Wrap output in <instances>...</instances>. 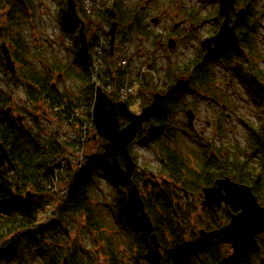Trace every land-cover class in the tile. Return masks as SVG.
<instances>
[{"label":"flooded vegetation","instance_id":"flooded-vegetation-1","mask_svg":"<svg viewBox=\"0 0 264 264\" xmlns=\"http://www.w3.org/2000/svg\"><path fill=\"white\" fill-rule=\"evenodd\" d=\"M225 1L230 0H0V154L6 151L13 163L0 159L4 178L16 168L22 138L23 149L56 136L67 153H86L92 144L97 157H103L106 140L91 112L94 87L128 84L132 92L125 104L134 115H141L156 96L164 99L129 144L137 165L132 180L144 202L152 199L156 206L166 195L169 204L197 205L191 194L203 201L205 189L230 179L250 187L264 206V74L259 68L264 64V0H234L228 13L222 12ZM225 24L238 37L235 47L219 46L216 40ZM187 50L190 56L180 53ZM107 97L120 103L115 89ZM118 117L121 128L132 122L129 115L118 112ZM135 146L150 147L154 171L140 167ZM119 160L125 167L121 155ZM7 179L0 204H25L27 192L43 193ZM52 187L45 192L49 199L31 204L57 202ZM191 188L196 192L187 191ZM220 195L228 197L225 189ZM202 201L200 208L223 224L207 231L223 228L239 213L225 201L213 209L203 208ZM160 216L166 218L164 212ZM142 230L141 237L151 243V234ZM157 234L161 245L172 243L161 240L169 233ZM261 235L252 247L258 249ZM190 236L188 243L210 242L227 259L239 254L227 244Z\"/></svg>","mask_w":264,"mask_h":264},{"label":"trees","instance_id":"trees-1","mask_svg":"<svg viewBox=\"0 0 264 264\" xmlns=\"http://www.w3.org/2000/svg\"><path fill=\"white\" fill-rule=\"evenodd\" d=\"M263 114L264 96L261 121ZM54 138L53 142L46 139L37 142V148L29 149H23L26 139L22 138L16 168L7 172V178L23 186L31 185L43 193L51 192L50 188L58 180L61 186L69 187L66 199L59 202L55 215L49 221L39 225V205L23 202L0 204V263L60 264L67 257L71 264H260L255 259L258 256L256 248L252 246L239 251L233 259H227L226 253L210 242L188 243L186 238L191 234L194 240L200 241L199 229L213 230L223 224L209 212H206L207 219L201 218L205 222L196 219L195 223L193 205L169 204L172 200L166 195L155 201L156 206L152 205V199L145 202L147 211L155 217L153 222L159 236L169 233L161 240L166 242L170 238L172 242L163 244L167 247L162 251H155L147 238L141 237L143 228L138 222V214L130 206L125 186L113 172L110 161L91 157L76 174L73 158L68 156L66 147L56 140V136ZM63 160L68 162L69 167L60 173ZM168 173L170 178L175 177L174 173ZM7 178L0 172V193L9 183ZM103 181L111 184L109 197L101 189ZM187 191L196 192V189ZM94 194L101 197L98 207L91 205ZM163 212L165 219L160 216ZM81 220L90 233L72 239L71 229L77 228ZM85 235L92 237L93 246L90 248L80 245Z\"/></svg>","mask_w":264,"mask_h":264},{"label":"water","instance_id":"water-1","mask_svg":"<svg viewBox=\"0 0 264 264\" xmlns=\"http://www.w3.org/2000/svg\"><path fill=\"white\" fill-rule=\"evenodd\" d=\"M234 0L228 3L222 2V12L228 13L231 9ZM229 5V6H228ZM240 14L235 22L238 24L241 21ZM216 40H221V45L228 47H235L238 45V37L235 34L234 28H229L223 25ZM163 98L155 97V101L151 106L144 109L141 115H134L129 112L125 103H113L101 90H97L95 101L93 105V118L97 127L98 134L107 142L104 145L103 156L112 161L114 170L119 174L120 178L126 185V190L129 202L136 212L140 213V218L145 228L152 233L151 239L157 250L160 249L157 234L153 223L145 212L144 202L140 195L138 186L132 180V174L136 169V163L129 153V144L137 128L141 127L143 123L150 122L153 116L159 110ZM118 112L123 115H129L132 118L131 124L121 128ZM189 123L192 124L193 115L188 112ZM154 129L150 127L149 132ZM119 155L125 159V167H122L119 162ZM0 159L7 161L13 166L9 155L6 151H2ZM219 187L212 189H205V200L202 201L203 208L213 209L220 206L222 201L231 205L238 214L233 215L231 222L221 229L214 231L200 230L199 235L203 239L216 240L218 243L227 244L233 253H237L247 246L252 245L257 237L264 232V206L259 204L258 198L253 194L252 189L248 186L237 184L230 179L218 182ZM227 192L228 197L221 196V190ZM49 198V195L36 194L28 192L26 194V202H39ZM62 264H70L69 260L65 258Z\"/></svg>","mask_w":264,"mask_h":264},{"label":"rangeland","instance_id":"rangeland-1","mask_svg":"<svg viewBox=\"0 0 264 264\" xmlns=\"http://www.w3.org/2000/svg\"><path fill=\"white\" fill-rule=\"evenodd\" d=\"M264 2V1H263ZM207 10V9H206ZM206 14V12H202V15ZM262 36H264V30H262ZM262 49L264 50V44L261 46ZM264 52V51H263ZM181 54H185V55H188L190 56V51L187 50V51H184V52H180ZM186 56V58L188 57ZM134 64H136L138 62V60L134 59ZM259 68L263 71V74H264V64H259ZM123 70V69H122ZM137 103L139 104V101L137 100ZM138 111H140V107L138 108ZM239 139L241 141H244V134L241 133L239 135ZM147 148H150V147H139V146H135L134 147V153L136 155V158L138 159V162L140 164V167H150L152 169V171H154L153 169L156 168V165H157V162H156V158L153 156L152 152L149 151ZM89 154H91V156H93L94 158L97 157L98 153L94 150V147L93 145L91 144V146L89 147V150H86ZM93 154H96V155H93ZM100 155V154H99ZM102 157V156H100ZM100 157H97L98 159ZM101 189L102 191L104 192L105 195H107L109 197V195L112 193L111 191V184L109 182H107L105 184V182L103 181V184H101ZM180 192V191H179ZM193 200L195 201V203L197 205H193L194 209H193V221L195 223H197V220L196 219H199V221H204V219H201V218H205L207 219L208 215L206 214V211L202 208H200V205H199V201L201 199V195H193L191 194ZM100 199L101 197L94 194L93 195V198H92V201H91V205L92 206H95V207H98L99 206V203H100ZM53 201H47L45 202L44 204L42 205H39L37 206L38 208V222L37 224H42V223H46L47 221H49V219L51 218V216H53L55 213H54V209L56 208L54 206V204L52 203ZM102 209V208H101ZM99 212H106L105 210H99ZM58 215V214H56ZM198 221V222H199ZM71 237L72 239H79L80 236L83 235V233H90V229H88L85 225V223L83 222V220L80 221V224L77 228L75 229H71ZM188 239V237L186 238ZM58 245H61V244H58ZM80 245L81 246H86V247H92L93 246V241H92V237L89 235H85V238H84V241L81 240L80 242ZM257 248L256 249V254L259 256H257V258H255L257 261L260 262V264H264V234L260 236V238L257 240ZM262 261V262H261ZM2 264V263H0ZM7 264V263H5Z\"/></svg>","mask_w":264,"mask_h":264}]
</instances>
